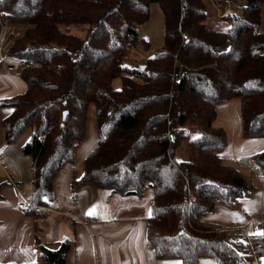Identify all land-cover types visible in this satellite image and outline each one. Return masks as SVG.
I'll return each instance as SVG.
<instances>
[{
  "label": "trees",
  "instance_id": "1",
  "mask_svg": "<svg viewBox=\"0 0 264 264\" xmlns=\"http://www.w3.org/2000/svg\"><path fill=\"white\" fill-rule=\"evenodd\" d=\"M151 1L164 33L148 51L138 25ZM263 1L242 0L238 13L224 0H0V29L21 31L4 54L27 63L18 73L24 91L0 97L10 106L5 140L29 129L23 211L37 220L53 206V178L72 160L93 104L97 140L73 184L138 196L148 188L146 236L157 258L233 264L253 255L264 264V212L261 230L243 236L202 220L213 202L232 206L252 190L218 154L226 134L213 120L217 103L238 97L241 135L264 137ZM253 160L264 176V148ZM34 243L43 264H64L67 237L48 248L36 226Z\"/></svg>",
  "mask_w": 264,
  "mask_h": 264
},
{
  "label": "crops",
  "instance_id": "2",
  "mask_svg": "<svg viewBox=\"0 0 264 264\" xmlns=\"http://www.w3.org/2000/svg\"><path fill=\"white\" fill-rule=\"evenodd\" d=\"M8 42L0 48V97L17 93L20 88L14 76L7 74V67L18 69L11 66L13 60L4 54ZM215 110L213 125L222 127L226 134V143L218 154L224 163L239 169L246 179L251 173L241 157L254 156L261 151L264 137L241 135L238 97L217 103ZM9 111V105H0V264H43L35 249L36 226L48 248H56L65 237L70 240L64 264H182L178 258H157L146 236L144 215L148 210L149 189H144L138 197L123 195L126 200H136L134 204L142 208L141 212L134 213L138 210L133 208L130 214L109 216L107 201L117 192L97 187L91 181L73 184L72 179L82 174L85 155L96 144L93 104L87 108L85 133L73 150L72 160L63 163L53 178V206L45 208L44 216L37 220L25 213L19 205L21 196L27 197L29 193L31 169L30 158L21 151V145L29 132L23 131L25 133L21 132L11 141L5 140L1 118ZM143 195H147L144 201ZM215 203L218 202L213 205ZM219 217L224 220H218ZM202 220L229 232L242 228L212 212L204 214ZM206 259L209 258L200 257L197 264H214ZM233 264H261V259L251 255L245 262Z\"/></svg>",
  "mask_w": 264,
  "mask_h": 264
},
{
  "label": "rangeland",
  "instance_id": "3",
  "mask_svg": "<svg viewBox=\"0 0 264 264\" xmlns=\"http://www.w3.org/2000/svg\"><path fill=\"white\" fill-rule=\"evenodd\" d=\"M231 0V4L229 9L240 12L242 0ZM261 29L264 30V1L261 4ZM222 23V22H221ZM220 23V24H221ZM6 24V23H5ZM3 26L0 40L1 43L4 44L6 39V32L10 26H16V24H7ZM223 27V25L221 24ZM13 28V27H12ZM70 31L73 33H81L82 29L80 27H71ZM138 32L140 35H143L144 38L148 41V51L154 50L156 47L160 46L163 43V33H164V20L162 10L159 4L156 1H151L149 3V15L147 19L138 25ZM10 42V41H9ZM9 42L7 43L6 47L8 46ZM5 67H7L5 65ZM9 71L7 74L9 76L13 75L14 78L20 83V88L18 92H22L25 89V82L19 76L20 67L18 69H11L7 67ZM17 71V73L15 72ZM12 76V77H13ZM114 86L120 85V79L115 78L113 80ZM23 131L29 132V129H25ZM22 131V132H23ZM23 132V133H25ZM23 133L21 135H23ZM232 135V131H230ZM248 157H241V162L243 161L246 164V168H248L249 172L251 173L246 177L247 183L252 186V190L249 195L243 196L234 201L232 206L222 205L220 203H215L212 208L208 212H212L213 215L216 216H223L224 218H228L231 221V224L234 226H242V228H238L233 232L237 233L239 236H243V234L248 233H255L261 230V216L264 212V176L261 174L259 167L255 164L253 160V155H247ZM148 189V188H146ZM150 191V190H148ZM129 194H119L115 193L112 198L108 199V214L109 216L117 214H130L134 212L133 208H136L134 213H138L142 211V208L136 206V200H132L128 198L126 200L125 196ZM133 196H137L135 194H131ZM146 196H142V201L145 200ZM136 199V198H134ZM133 210V211H132ZM218 220H224L222 217H219ZM218 222V221H217ZM221 225V224H219ZM246 235V234H245ZM207 261L209 259H206ZM209 262L212 263L210 260Z\"/></svg>",
  "mask_w": 264,
  "mask_h": 264
},
{
  "label": "built area",
  "instance_id": "4",
  "mask_svg": "<svg viewBox=\"0 0 264 264\" xmlns=\"http://www.w3.org/2000/svg\"><path fill=\"white\" fill-rule=\"evenodd\" d=\"M224 2L226 3L227 7L230 6V1L229 0H224ZM5 23H2L1 25V29H0V35H1V31H2V28L4 26ZM6 25V24H5ZM8 25V24H7ZM13 27V28H12ZM20 28L18 25L16 26H10L6 32V39H7V42L10 41L12 38L14 37H17L20 35ZM2 46V43H1V40H0V48ZM22 65H27V63H25L24 61H20V60H15L11 63V66L13 68H19L21 67ZM29 203V199L25 196H21V201H20V207L21 209H24Z\"/></svg>",
  "mask_w": 264,
  "mask_h": 264
},
{
  "label": "snow or ice",
  "instance_id": "5",
  "mask_svg": "<svg viewBox=\"0 0 264 264\" xmlns=\"http://www.w3.org/2000/svg\"><path fill=\"white\" fill-rule=\"evenodd\" d=\"M93 214V212H89V215H92ZM257 235H264V233H257Z\"/></svg>",
  "mask_w": 264,
  "mask_h": 264
},
{
  "label": "water",
  "instance_id": "6",
  "mask_svg": "<svg viewBox=\"0 0 264 264\" xmlns=\"http://www.w3.org/2000/svg\"><path fill=\"white\" fill-rule=\"evenodd\" d=\"M65 114H66V110L63 111V117H65Z\"/></svg>",
  "mask_w": 264,
  "mask_h": 264
}]
</instances>
